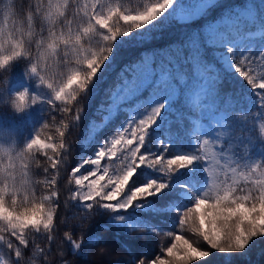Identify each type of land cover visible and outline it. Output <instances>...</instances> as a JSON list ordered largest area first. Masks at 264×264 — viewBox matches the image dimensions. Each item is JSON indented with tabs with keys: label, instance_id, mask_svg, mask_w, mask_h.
Here are the masks:
<instances>
[{
	"label": "snow or ice",
	"instance_id": "obj_1",
	"mask_svg": "<svg viewBox=\"0 0 264 264\" xmlns=\"http://www.w3.org/2000/svg\"><path fill=\"white\" fill-rule=\"evenodd\" d=\"M219 6V0H144L132 9L123 0H28L18 12L15 0H0V107L13 115L45 109L33 135L20 140L0 114V264H99L102 257L119 264L122 256L127 264H199L214 252L223 254L222 264H234L264 239V123L259 136L242 130L227 138L197 135L190 148L173 145L169 113L180 97L214 120L219 113L221 126L234 130L233 99L254 96L252 119L264 120V39L257 42L251 30L258 26L264 37V0L227 9L203 26L189 23ZM170 28L179 36L154 47ZM126 44L147 50L119 69L98 107L106 122L127 115L69 170L83 102L101 91ZM18 64L21 78L13 84ZM102 127L91 122L83 135L92 140ZM196 164L203 183L173 180ZM145 166L160 175L136 184ZM37 174L44 179H33ZM169 213L174 226L154 222ZM98 223L101 230L89 236ZM149 236L170 239L154 256L132 254Z\"/></svg>",
	"mask_w": 264,
	"mask_h": 264
},
{
	"label": "trees",
	"instance_id": "obj_2",
	"mask_svg": "<svg viewBox=\"0 0 264 264\" xmlns=\"http://www.w3.org/2000/svg\"><path fill=\"white\" fill-rule=\"evenodd\" d=\"M28 0H15V5L17 11L21 8L26 7ZM125 5L129 8H139L143 5L144 0H123ZM262 0H219V7L211 9L206 16L199 17L195 21L189 22L193 27L206 25L208 22L215 17H218L223 11L227 9H239L247 7L248 5L258 6L261 4ZM0 23H2V19H0ZM252 31L256 32L257 35L255 40L259 42L261 39H264L261 35H259L260 29L258 26L252 27ZM179 36V32L176 28H170L166 30V34L160 36V38L153 42L154 47H163L166 43H168L171 39L177 38ZM147 49L144 46H129L124 45L120 48L117 53V57L113 62V65L109 68V70L105 73V78L101 82V91L91 100L90 104L88 101L83 102L85 104V112L84 119L80 124V127L75 130L71 140L73 141V146L71 149V155L68 157L69 165L68 168L70 170L71 167H75L79 162L81 156L87 158L96 150V145L99 144V138H102L101 135H110L112 131H114L120 122L125 119L127 114H121L120 120H111L105 121L104 115L105 113L99 110V104L104 97V89L108 88V86L115 80L119 69L127 62L134 60L140 57ZM213 53H209V59H213ZM21 65H17L13 69V84L18 83L21 78ZM26 79V78H25ZM3 80V76H0V81ZM4 85L0 83V87ZM233 103L235 105L236 111L233 113L234 119V130H228L221 125L226 122L219 118L220 114L216 113L217 119H212L209 115L208 110L206 109L203 114L199 110H194L191 108V105L185 102L183 97H180L178 101L173 105L175 109L173 112L169 113V120L171 123V131L176 135V138L173 139V145L177 142V145H183L184 147H191L192 144L195 143V138L197 135L200 136V139H214V137L219 134L224 138H227L228 135L239 136L240 132L243 130L247 134H255L259 136L260 134V125L264 123L262 119H256L253 121L252 117L257 114V109L255 107V97H251V100L246 98L235 97L233 99ZM217 106L219 105V101H217ZM45 111L43 107L33 106L32 110L21 114L8 113L7 110L0 107V114H3L7 117L11 127L14 129L16 139L20 140L25 135L29 138L33 135V129L38 128L40 123L43 122L44 116L41 113ZM178 113H184V116L181 118ZM190 117V119H189ZM193 121H196L194 124ZM91 122H95L97 124L103 125V127L99 130L97 135L92 138V140H96V143L93 144L92 140L87 139L83 133L85 129L90 126ZM197 126H199V132L197 131ZM54 128L55 125H52ZM168 125H161L160 128L156 129V135H160L168 129ZM166 128V129H165ZM46 132L48 130H45ZM102 133V134H101ZM203 133V135H201ZM101 134V135H100ZM11 143L5 144V147H10ZM211 146V145H210ZM175 150V149H173ZM254 151L256 153L255 159H259V145L258 143L254 146ZM239 155H243V149H237ZM225 155L230 157L231 159H235L232 155V152H226ZM113 160L116 158L113 157ZM4 162H7V158L4 157ZM224 161H222L223 163ZM43 163V161H42ZM243 163H247V161H242ZM90 165L85 164L84 168H89ZM145 171L140 172L134 177L136 184H143L147 179H153L156 176L160 175L156 170L152 168H148L145 166ZM39 173V169H37ZM33 179L43 180L44 177L41 174H37L33 176ZM206 179V174L199 164H196L193 169H181L180 172L176 173L173 176V180L179 184L184 182L195 181L197 185L203 183ZM164 198H168V194L164 195ZM151 199V198H150ZM185 197L181 196L177 200L178 204L184 203ZM189 206H191V201L187 202ZM129 212H135L136 214H140L141 210L138 208H130ZM176 217L174 213H169L163 218L157 217L155 219V223L160 224L162 222V226L167 228L170 226H174ZM103 221H101L102 223ZM100 224L93 225L89 228V236L94 235L96 232L100 231ZM169 229H165L167 232ZM191 239V237H189ZM137 241H140V238H136ZM170 238L167 236L158 237L157 239L154 236H149L147 242H138L133 246L132 254L134 255H148L149 257L154 256L156 252H159V248L163 246L160 242H167ZM42 245H46V242L43 240L38 241ZM109 243H116L114 240H109ZM57 243L59 244V237L57 238ZM56 254L54 253V256ZM223 254L213 253V255L203 261H200L199 264H222L223 262ZM39 264V261H37ZM99 264H113V261H110L106 258H101ZM119 264H127V261L122 256ZM234 264H264V239H258L254 245L248 250L246 255L238 256L234 259Z\"/></svg>",
	"mask_w": 264,
	"mask_h": 264
}]
</instances>
